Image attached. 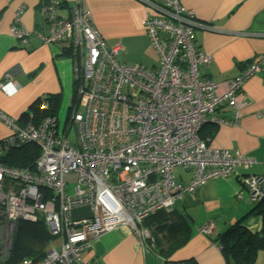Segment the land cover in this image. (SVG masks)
<instances>
[{"label":"built area","instance_id":"1","mask_svg":"<svg viewBox=\"0 0 264 264\" xmlns=\"http://www.w3.org/2000/svg\"><path fill=\"white\" fill-rule=\"evenodd\" d=\"M142 1L143 25L159 58L153 68L121 62V46L107 44L81 4L74 5L69 17L57 15L59 0H44L41 6V41L72 45L78 99L62 128L52 114L32 123L0 110V121L10 129L0 140V158L24 144L40 148L34 168L0 161V228L13 230L17 220L40 216L49 232L61 237L60 245L50 247L41 259L24 258L16 264H94L83 257L93 238L121 224L147 238V217L172 209L185 193L208 180L257 162L239 150L210 144L201 130L205 123L238 125L242 88L264 68V56L224 83L203 77L201 69L211 60L195 43V30L203 24L180 0ZM22 9L11 32L27 44L32 32L20 20ZM19 87L9 72L0 81L7 96ZM225 103L231 117L214 113ZM43 107L49 104L45 101ZM71 129L75 144L69 138ZM177 167L193 171L190 183L177 182ZM72 173L76 181L71 190L66 176ZM242 180L252 200L264 196L262 175ZM82 207L90 208V216L73 218L72 212ZM213 230L212 221L199 227L206 234Z\"/></svg>","mask_w":264,"mask_h":264},{"label":"crops","instance_id":"2","mask_svg":"<svg viewBox=\"0 0 264 264\" xmlns=\"http://www.w3.org/2000/svg\"><path fill=\"white\" fill-rule=\"evenodd\" d=\"M180 1L196 22L203 24L195 30V43L211 55L209 64L201 69L203 77L224 83L238 75L246 64L264 56V0ZM43 3L44 0H0V81L9 72L20 86L10 96L0 90V110L19 118L36 99L60 94V107L53 116L62 128L68 110L78 99L74 100L78 82L73 75L70 42L44 44L39 37L45 32ZM78 3L89 13L91 22L107 44L121 46L117 55L121 62L144 64L148 68L158 64L157 52L143 25L146 6L142 0H59L57 15L69 17ZM21 7L20 20L32 32L27 44L11 32L16 12ZM240 100L238 125L205 123L202 134L210 144L231 152L239 150L257 162L230 176L210 179L202 187L183 195L175 206L186 216L191 228L188 240L171 249L163 240L167 236L166 228L160 229L156 238L164 244L165 250L157 253L149 244V238L141 239L131 226L121 224L93 238L83 253L85 259L94 264H233L214 239L238 221H244L253 232L262 227L261 217L252 213L256 200L251 199L242 178L264 174V68L245 82ZM214 113L231 117L232 109L225 103ZM9 133L10 129L0 121V140ZM175 175L177 182L187 184L193 178V171L177 167ZM79 210L88 213L75 216L74 212ZM90 214L89 207H82L75 209L72 217H89ZM209 221L214 222L213 232H200L199 227ZM255 264H264V252Z\"/></svg>","mask_w":264,"mask_h":264},{"label":"trees","instance_id":"3","mask_svg":"<svg viewBox=\"0 0 264 264\" xmlns=\"http://www.w3.org/2000/svg\"><path fill=\"white\" fill-rule=\"evenodd\" d=\"M76 98L75 87L74 100ZM45 101L49 104V108L43 107ZM60 101V94H49L38 98L30 104L27 111L18 119L20 122L37 123L47 114H56L60 107ZM201 136L204 138L202 130ZM39 155V146L29 143L7 151L0 158V161L17 167L34 168ZM262 176L264 179V174ZM252 213L261 217L262 227L260 231L253 232L243 224L244 221H238L214 239L225 255L232 260L233 264H255L259 251L264 249V196L263 199L255 201ZM143 226L149 229L150 236L147 237L149 238L147 240L157 253H163L165 250L162 248L164 244L156 238V234L161 231L160 229L166 228L167 236L163 240L171 249L184 244L191 235V228L186 216L180 213L176 206L170 210L163 209L150 215L143 221ZM54 237L56 236L48 231L45 220L41 217L32 222L17 220L13 232L12 246L8 256L0 260V264H16L26 257L39 260L50 249V240ZM182 264L195 263L184 262Z\"/></svg>","mask_w":264,"mask_h":264},{"label":"rangeland","instance_id":"4","mask_svg":"<svg viewBox=\"0 0 264 264\" xmlns=\"http://www.w3.org/2000/svg\"><path fill=\"white\" fill-rule=\"evenodd\" d=\"M64 119L65 118H62V121H64ZM69 138H70L72 144H75V135H74L73 129L70 130ZM66 180L71 184L70 189L72 190V187L74 186L75 181H76V174L72 173L70 175H67ZM87 213L88 212L85 210H79V211H75L74 215L75 216H82V215H86ZM13 228L15 229V226H13L12 229ZM14 229L7 231V229L5 227L0 228V260H3L8 256V253H9L10 248L12 246ZM60 242H61V237L57 236V237H54L50 240V245L54 244V245L59 246ZM263 252L264 251L262 249L259 251L258 260L261 257V254H263ZM258 260L256 261V263L258 262Z\"/></svg>","mask_w":264,"mask_h":264},{"label":"water","instance_id":"5","mask_svg":"<svg viewBox=\"0 0 264 264\" xmlns=\"http://www.w3.org/2000/svg\"><path fill=\"white\" fill-rule=\"evenodd\" d=\"M260 190H261L262 192H264V185H263V184L260 186ZM260 199H263V197H261Z\"/></svg>","mask_w":264,"mask_h":264},{"label":"clouds","instance_id":"6","mask_svg":"<svg viewBox=\"0 0 264 264\" xmlns=\"http://www.w3.org/2000/svg\"><path fill=\"white\" fill-rule=\"evenodd\" d=\"M220 247V246H219Z\"/></svg>","mask_w":264,"mask_h":264}]
</instances>
